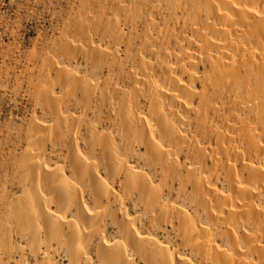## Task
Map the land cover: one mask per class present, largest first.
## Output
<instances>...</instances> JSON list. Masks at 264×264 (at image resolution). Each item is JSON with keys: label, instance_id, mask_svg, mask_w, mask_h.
<instances>
[{"label": "bare ground", "instance_id": "obj_1", "mask_svg": "<svg viewBox=\"0 0 264 264\" xmlns=\"http://www.w3.org/2000/svg\"><path fill=\"white\" fill-rule=\"evenodd\" d=\"M111 4L76 17L82 48H55L108 78L43 60L51 121L32 115L0 191V257L264 264V0Z\"/></svg>", "mask_w": 264, "mask_h": 264}, {"label": "rangeland", "instance_id": "obj_2", "mask_svg": "<svg viewBox=\"0 0 264 264\" xmlns=\"http://www.w3.org/2000/svg\"><path fill=\"white\" fill-rule=\"evenodd\" d=\"M112 2L113 0H0V191L7 177L10 179L14 174L12 160L19 158L26 148L24 136L32 115L38 120L51 121L49 111L36 99L37 93L34 91L44 66L43 60L50 59L61 70L72 66L80 77L91 83L108 78V71L86 59L85 54L67 57L55 48L61 38L74 48H82L86 39L75 28L76 17L86 15L94 21L103 18L104 15L98 11H109ZM122 30L125 31V28ZM187 34L188 31L184 36L192 39V34ZM91 40L102 48L109 46L94 32ZM128 68L132 69L131 66ZM46 78L53 82L56 80L54 74ZM55 88V95L62 92L60 84ZM71 108L74 112L78 110L74 106ZM9 190L16 195L20 193L18 188ZM110 234L114 235L115 231L110 230ZM17 245L25 246L19 238H12V246ZM40 245L44 246L42 243ZM1 257L4 261L0 259V264H37L40 261L29 250L22 259L18 255ZM56 260L55 264H69L68 254L65 252Z\"/></svg>", "mask_w": 264, "mask_h": 264}]
</instances>
